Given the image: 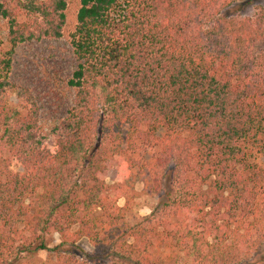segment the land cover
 <instances>
[{"label":"trees","instance_id":"16d2710c","mask_svg":"<svg viewBox=\"0 0 264 264\" xmlns=\"http://www.w3.org/2000/svg\"><path fill=\"white\" fill-rule=\"evenodd\" d=\"M70 1L0 0V264H264V4Z\"/></svg>","mask_w":264,"mask_h":264},{"label":"rangeland","instance_id":"374dc122","mask_svg":"<svg viewBox=\"0 0 264 264\" xmlns=\"http://www.w3.org/2000/svg\"><path fill=\"white\" fill-rule=\"evenodd\" d=\"M263 4L264 2L262 0H256L254 4H251L249 6L242 8V14L244 16L253 15L257 13L258 8H260ZM77 9L78 8H77L76 1L71 0L70 5H69V10H68V18H69L70 23L74 21ZM16 98H17V93H12L11 99L13 101H16L17 100ZM259 162L264 166V157H261L259 159ZM13 168L15 171L20 170L17 164H15ZM108 175H109L108 183L110 185H113L118 178L116 170L110 171ZM135 189H136V192H135L136 195L134 196L130 195L131 199H130L129 211L127 215V219L130 223H136L141 218L148 216L158 202V199L156 196L143 194L142 185H140L139 183L136 184ZM119 205L121 206L126 205V200L124 197L119 199ZM79 244L85 251L87 252L92 251V246L90 245L87 239H82L79 242ZM41 256L45 258L46 255H41Z\"/></svg>","mask_w":264,"mask_h":264}]
</instances>
